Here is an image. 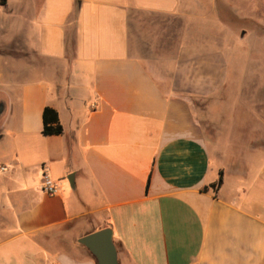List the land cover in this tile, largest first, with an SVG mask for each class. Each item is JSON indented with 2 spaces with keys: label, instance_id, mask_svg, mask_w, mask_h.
Listing matches in <instances>:
<instances>
[{
  "label": "crops",
  "instance_id": "1",
  "mask_svg": "<svg viewBox=\"0 0 264 264\" xmlns=\"http://www.w3.org/2000/svg\"><path fill=\"white\" fill-rule=\"evenodd\" d=\"M233 9L0 5V264H97L79 239L105 228L120 264H264V102L258 87L242 105L247 88L234 85L231 37L218 32ZM201 13L214 29L186 23ZM153 18L186 23L171 60L142 55ZM46 107L62 135H43ZM44 174L58 194L43 191Z\"/></svg>",
  "mask_w": 264,
  "mask_h": 264
},
{
  "label": "rangeland",
  "instance_id": "2",
  "mask_svg": "<svg viewBox=\"0 0 264 264\" xmlns=\"http://www.w3.org/2000/svg\"><path fill=\"white\" fill-rule=\"evenodd\" d=\"M230 1L234 9L232 15H230L229 27L223 29L220 26L222 29L218 32L223 37H226V35L231 37L228 39L230 40L229 48L232 49L234 54L231 58L232 70L235 71L233 72L234 85H243L247 88L245 94L240 93L241 99H245L244 102L240 101V103L242 105H252L253 100H251V97H254V88L258 87H261L262 90L257 94L264 102V33L259 25V0ZM200 16H204V14L201 13L196 18L188 19L186 23L189 25L196 24L201 30L213 28L210 20L207 19L208 21H206ZM152 21L155 26L154 32L150 30L152 42L146 49H143L142 55H158L171 60L180 43L181 31L186 23L179 18H153ZM138 25L140 26V33H148L149 28L145 21L139 20ZM243 32H246V36L241 39ZM149 48L150 52H148ZM242 92L244 93V89ZM257 94L256 96H258ZM224 112L226 114L227 110ZM260 112L261 114L264 113L262 109Z\"/></svg>",
  "mask_w": 264,
  "mask_h": 264
},
{
  "label": "water",
  "instance_id": "3",
  "mask_svg": "<svg viewBox=\"0 0 264 264\" xmlns=\"http://www.w3.org/2000/svg\"><path fill=\"white\" fill-rule=\"evenodd\" d=\"M79 244L91 252L97 264H120L118 249L111 228H105L84 236L79 239Z\"/></svg>",
  "mask_w": 264,
  "mask_h": 264
},
{
  "label": "trees",
  "instance_id": "4",
  "mask_svg": "<svg viewBox=\"0 0 264 264\" xmlns=\"http://www.w3.org/2000/svg\"><path fill=\"white\" fill-rule=\"evenodd\" d=\"M7 0H0V5L5 6ZM64 132V128L60 122L58 112L51 108L46 107L43 113V135L44 136H60ZM223 184V172L220 173V177L217 183L212 184L204 188V191L210 188L214 191L219 189Z\"/></svg>",
  "mask_w": 264,
  "mask_h": 264
},
{
  "label": "built area",
  "instance_id": "5",
  "mask_svg": "<svg viewBox=\"0 0 264 264\" xmlns=\"http://www.w3.org/2000/svg\"><path fill=\"white\" fill-rule=\"evenodd\" d=\"M2 170H5V169L3 168ZM43 191L50 196H54L59 193L60 185L57 182L53 181L49 176L44 174Z\"/></svg>",
  "mask_w": 264,
  "mask_h": 264
}]
</instances>
